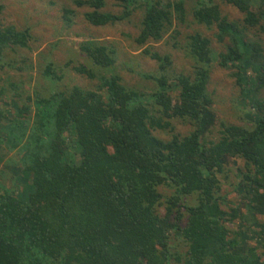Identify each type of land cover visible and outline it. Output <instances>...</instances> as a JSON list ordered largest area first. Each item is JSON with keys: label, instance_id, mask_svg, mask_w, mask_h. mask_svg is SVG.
I'll return each instance as SVG.
<instances>
[{"label": "trees", "instance_id": "obj_1", "mask_svg": "<svg viewBox=\"0 0 264 264\" xmlns=\"http://www.w3.org/2000/svg\"><path fill=\"white\" fill-rule=\"evenodd\" d=\"M68 1L69 29L75 17L89 31L142 10L143 46L164 38L175 12L185 16L184 0H112L120 12L107 10L111 0ZM222 1L243 18L224 15L214 0L198 5V22L222 50L190 34L191 75L170 71L171 54L153 52L147 94L111 73L112 45L89 38L77 65H44L36 88L45 80L52 90L23 105L8 54L29 49L33 35L4 25L0 5V162L4 151L18 153L10 160L17 174L0 171V264H264V0ZM214 61L233 78L234 110L247 123L213 127ZM69 68L96 86L59 88ZM175 122L192 130L180 134Z\"/></svg>", "mask_w": 264, "mask_h": 264}, {"label": "rangeland", "instance_id": "obj_2", "mask_svg": "<svg viewBox=\"0 0 264 264\" xmlns=\"http://www.w3.org/2000/svg\"><path fill=\"white\" fill-rule=\"evenodd\" d=\"M163 1L179 2L180 0ZM214 1L219 4L224 15L234 19L243 18V14L233 5L222 0ZM202 2H209V0H184V19H181V12H175L174 23L168 28L164 38L143 46L138 45L136 42V37L142 28L144 17L142 10L136 11L128 19L117 24L88 31L81 16L74 18L76 23L72 28L65 27L62 19L63 6L74 7L72 1L0 0V5L4 6L1 15L2 23L16 26L18 29L31 27L33 35L29 49L18 47L15 48V52L12 50L8 54L12 64V70L9 68V73L19 77V88L21 87L20 91L24 93L20 105L28 101V96L34 100L35 93L47 94L52 90L53 84L51 83L50 91H47L48 87L44 84L49 85L45 80L40 81L39 87L36 88L38 80H42L41 69L49 60L63 64L72 59L75 61V65L83 61L79 47L82 41L89 38L112 45L116 49V61L110 69L111 73L119 74L127 86L147 94L152 93L155 84L154 80L146 77V74L156 73L158 69V62L151 54L153 52L171 54L173 63L170 71L191 75L194 72L195 61L188 52L190 43L188 36L190 34L199 31L213 39L215 51L222 50V46L214 39L213 30L204 24H200L195 16V9ZM78 9L83 12V8ZM107 10L120 12L122 8L111 0L108 2ZM177 16L180 17V20ZM147 49L150 53H145ZM28 62L34 63L35 68L33 70L26 69ZM211 67L212 72L208 89L215 96L213 127L217 126L221 120L232 124L247 123L246 119L234 110V107H236L234 104L238 105V102L235 101L237 92L233 78L217 62L214 61ZM96 82L77 74L73 68H69L63 77L62 83H59V88H66L75 84L85 88H94ZM213 127L209 129L213 131L209 132L208 130L207 133L212 138L217 139L220 136L219 130L218 128L213 129ZM175 128L180 134H187L192 130V126H183L178 122H175ZM3 157L5 158L0 162V171L5 170L9 175L15 176L18 172V166H13L14 162L10 163V160L13 161L17 158L18 153L16 150L4 151ZM228 179L232 185L236 180L233 174ZM225 189V194H228L231 190L230 185L225 186ZM234 200L235 205H239V200L236 198ZM237 225H239V219L235 221L233 228ZM251 244L253 243L251 242Z\"/></svg>", "mask_w": 264, "mask_h": 264}]
</instances>
